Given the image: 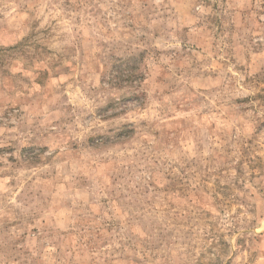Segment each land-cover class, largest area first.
Here are the masks:
<instances>
[{
    "label": "rangeland",
    "instance_id": "obj_1",
    "mask_svg": "<svg viewBox=\"0 0 264 264\" xmlns=\"http://www.w3.org/2000/svg\"><path fill=\"white\" fill-rule=\"evenodd\" d=\"M0 264H264V0H0Z\"/></svg>",
    "mask_w": 264,
    "mask_h": 264
}]
</instances>
